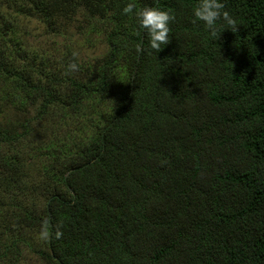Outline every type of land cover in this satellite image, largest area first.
<instances>
[{
    "label": "trees",
    "instance_id": "trees-1",
    "mask_svg": "<svg viewBox=\"0 0 264 264\" xmlns=\"http://www.w3.org/2000/svg\"><path fill=\"white\" fill-rule=\"evenodd\" d=\"M16 1L107 50L0 29V264H264V0Z\"/></svg>",
    "mask_w": 264,
    "mask_h": 264
},
{
    "label": "rangeland",
    "instance_id": "rangeland-1",
    "mask_svg": "<svg viewBox=\"0 0 264 264\" xmlns=\"http://www.w3.org/2000/svg\"><path fill=\"white\" fill-rule=\"evenodd\" d=\"M7 26L12 27V30L13 27L16 29L21 45L27 50V55H22L27 62L36 56H46L50 64L54 62L61 66L70 51L78 57L79 62H91L107 50L104 35L92 31L81 14L66 22L61 20L58 28L53 29L40 16L26 9L23 2L0 0V29L3 33L6 32ZM10 34L5 35L6 38ZM12 45L10 42L11 48ZM5 88V83L0 80V104H3L6 115L12 117L14 109L3 103ZM30 253V258H27L25 264H40Z\"/></svg>",
    "mask_w": 264,
    "mask_h": 264
}]
</instances>
